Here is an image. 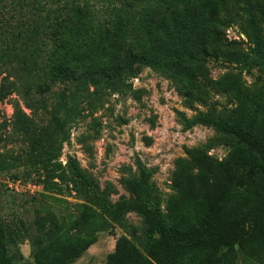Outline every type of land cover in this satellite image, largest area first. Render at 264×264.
I'll return each mask as SVG.
<instances>
[{
	"label": "rangeland",
	"instance_id": "374dc122",
	"mask_svg": "<svg viewBox=\"0 0 264 264\" xmlns=\"http://www.w3.org/2000/svg\"><path fill=\"white\" fill-rule=\"evenodd\" d=\"M204 4L192 1L189 5L196 28L191 21L179 22L170 27L172 33L167 39L150 45L157 66L143 67L135 76L116 84L114 90L85 92L83 97L76 93L62 108L57 105L65 125L61 150L53 163L39 168L21 164L10 157L23 155L21 140L10 136V141L2 142L0 225L16 229L22 222L25 227L20 230L24 237H18L16 246L0 241L15 264H35L32 252L55 236L63 241H88L68 264L111 263V257L122 252L128 242L144 251L146 230L141 215L129 210L112 221L100 213L74 186V163L87 183L111 204L133 198L127 182L138 176L139 167L145 168L156 205L166 223L176 230L194 224L203 212L218 219L234 214L227 191L220 185H210L193 201L183 198L188 174L181 159L189 158V148H200L229 174L264 168L263 159L248 153L233 136L191 121L209 111L251 125L264 137V0H213L207 7ZM226 17H233L224 35L234 44L235 54L230 59L207 57L201 61L203 65L191 62V49L214 44L209 29L221 28L220 22ZM254 35L261 38L260 53L256 52ZM188 69H194L200 81L203 74L210 79L205 88L188 83L191 95L182 92L176 82L185 80ZM34 77L39 79L40 74ZM41 78L46 80L42 74ZM56 89L53 100L62 85ZM199 91L200 96L189 98ZM15 99L22 105L16 92L0 100V121H9ZM54 169L58 176L52 177L49 171ZM39 215L43 216L42 230L35 223ZM50 223H56L55 230L46 233ZM17 233L14 230L11 238ZM244 263L239 257L237 264Z\"/></svg>",
	"mask_w": 264,
	"mask_h": 264
},
{
	"label": "trees",
	"instance_id": "16d2710c",
	"mask_svg": "<svg viewBox=\"0 0 264 264\" xmlns=\"http://www.w3.org/2000/svg\"><path fill=\"white\" fill-rule=\"evenodd\" d=\"M192 1L205 2L206 7L213 2L0 0V100L16 92L22 103L15 99L9 121H0V146L15 136L25 149L23 155L10 154L13 160L37 168L53 163L61 150L65 125L57 105L62 108L76 93L83 97L85 92L114 90L116 84L135 76L143 67L157 66L150 45L167 39L172 33L170 27L179 22L191 21V26L197 27L188 11ZM232 20L233 17H226L220 22L221 28L209 29L214 44H200L191 49L188 53L191 62H201L210 56L230 59L235 54L234 44L226 41L224 35ZM254 36L256 52L260 53L261 38ZM39 74L36 79L34 76ZM202 78L203 81L198 80L194 69H188L185 80L176 82L182 92L191 95L193 91L188 83L205 88L210 79L206 74ZM60 85L62 90L53 100L52 95ZM200 94L199 91L189 98ZM191 121L212 125L233 136L248 153L257 154L264 161V137L251 125L235 123L209 111ZM188 153L189 158L181 159L186 163L188 174L183 198L193 201L210 185H220L226 189L229 204L235 210L230 218L218 219L203 212L194 224L176 230L166 223L157 207L150 174L145 168L139 167L138 176L127 182L133 198L111 204L87 183L74 163V186L100 213L117 221L123 213L134 210L145 224L144 251L128 242L106 264H237L239 257L244 264H264V168L251 167L243 174L242 171L229 174L202 149L189 148ZM49 173L52 177L58 176L55 169ZM35 223L42 230L43 216L39 215ZM16 226L14 229L0 225V241L16 246L18 237H24L20 230H25L22 222ZM54 226L56 223H50L46 233L53 232ZM14 230L18 233L11 238ZM87 245L88 241L83 239L63 241L55 236L32 252L33 261L68 264ZM0 264H15L3 245H0Z\"/></svg>",
	"mask_w": 264,
	"mask_h": 264
},
{
	"label": "built area",
	"instance_id": "2783aa9c",
	"mask_svg": "<svg viewBox=\"0 0 264 264\" xmlns=\"http://www.w3.org/2000/svg\"><path fill=\"white\" fill-rule=\"evenodd\" d=\"M19 180L17 179V180H15V184H14V187H17V182H18ZM9 184H10V182L9 181H7ZM28 187H29V185H28Z\"/></svg>",
	"mask_w": 264,
	"mask_h": 264
}]
</instances>
